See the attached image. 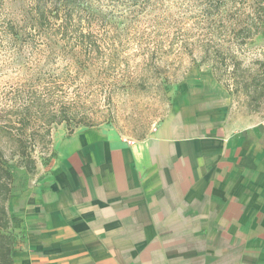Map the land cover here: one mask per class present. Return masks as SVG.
<instances>
[{"label": "crops", "instance_id": "obj_1", "mask_svg": "<svg viewBox=\"0 0 264 264\" xmlns=\"http://www.w3.org/2000/svg\"><path fill=\"white\" fill-rule=\"evenodd\" d=\"M51 147L9 200L15 264H264V120L211 72L141 138L82 126Z\"/></svg>", "mask_w": 264, "mask_h": 264}, {"label": "rangeland", "instance_id": "obj_2", "mask_svg": "<svg viewBox=\"0 0 264 264\" xmlns=\"http://www.w3.org/2000/svg\"><path fill=\"white\" fill-rule=\"evenodd\" d=\"M33 7L34 0H0V146L10 161L16 115L27 105L37 130L67 118L53 124L51 138L59 129L111 125L138 139L197 71L213 74L232 109L264 120V0H149L104 8L105 16L60 8L59 19L20 47L10 25L19 30ZM51 146H37V169Z\"/></svg>", "mask_w": 264, "mask_h": 264}, {"label": "trees", "instance_id": "obj_3", "mask_svg": "<svg viewBox=\"0 0 264 264\" xmlns=\"http://www.w3.org/2000/svg\"><path fill=\"white\" fill-rule=\"evenodd\" d=\"M147 1L149 0H34L32 16L27 18V23L19 26V30L13 24L10 25V38L11 41H15V44L19 41V46H23L27 36L32 35L33 37V33L38 34L41 27L45 28L46 21L50 18H60V8L69 11L70 16H72L70 12L74 10L105 16L107 12L104 8H113L111 9L113 11L118 6H141ZM29 41L27 39V45L30 44ZM27 106L17 113V123L13 126L16 128V133L12 131L15 146V153L12 158L17 157V161L8 160L0 146V264H15L14 251L18 241L17 235L12 230L14 218L9 212L8 205L14 192L16 179L18 177L22 179L36 171L38 160L35 151L39 144L50 147L53 124L55 122L57 124L68 122L67 118L60 117L40 126L43 131L37 130L29 122L32 115ZM81 124L88 125L80 122L76 123L75 126ZM71 131H73V127L69 128V132ZM3 133L8 135L5 130ZM35 133L41 134V136L36 137ZM19 170H22V176L19 174Z\"/></svg>", "mask_w": 264, "mask_h": 264}, {"label": "built area", "instance_id": "obj_4", "mask_svg": "<svg viewBox=\"0 0 264 264\" xmlns=\"http://www.w3.org/2000/svg\"><path fill=\"white\" fill-rule=\"evenodd\" d=\"M129 142H132L131 140H129Z\"/></svg>", "mask_w": 264, "mask_h": 264}]
</instances>
